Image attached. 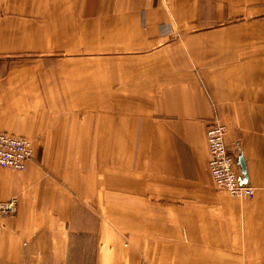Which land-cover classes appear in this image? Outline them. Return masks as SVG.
Returning a JSON list of instances; mask_svg holds the SVG:
<instances>
[{
	"label": "crops",
	"instance_id": "1",
	"mask_svg": "<svg viewBox=\"0 0 264 264\" xmlns=\"http://www.w3.org/2000/svg\"><path fill=\"white\" fill-rule=\"evenodd\" d=\"M92 45L98 68L77 71L82 88L51 59L0 79V132L37 142L27 172L0 168V205L19 199L17 215L0 216V260L69 264L75 237L93 236L95 264H141L160 230L188 238L186 253L261 263L264 0H0V59L64 51L60 66ZM87 107L99 112L68 128L59 109ZM215 122L250 199L213 184ZM96 151L100 165L84 159Z\"/></svg>",
	"mask_w": 264,
	"mask_h": 264
},
{
	"label": "rangeland",
	"instance_id": "2",
	"mask_svg": "<svg viewBox=\"0 0 264 264\" xmlns=\"http://www.w3.org/2000/svg\"><path fill=\"white\" fill-rule=\"evenodd\" d=\"M83 48V46H81V49ZM78 53V52H77ZM63 54V55H62ZM101 55V52L99 51V46L96 45H92L86 48V50H83L81 53L77 54L76 56L79 57H88V59H81L79 60L77 59H73V60H69L67 61V63L63 64L60 63V66H58V61L62 60V57H65V52L64 51H60V52H53V53H47V54H22V55H18V56H7L3 59H0V79H3L4 77H6L8 75V73L10 71H14V70H20V69H27V68H35V69H42L41 62H47L49 61L48 59H51L56 65L50 67V69H57L59 70L60 74V79L63 80L60 81L58 79V84H60V82H62L63 84H69L70 80L72 83H74L75 85L79 86V88H82L80 86V83L82 82L83 78L80 77L78 75L79 71H83V68L86 69L87 67L90 66H95L98 68V65H95L96 62L93 61V59H89V57H97ZM47 69V67H46ZM78 71V72H77ZM62 72H66L67 76H63ZM69 78L70 80H66V78ZM55 81L57 80V78L52 79ZM95 82V80L93 81V83ZM47 83L52 84L53 81L51 82V80L47 79ZM63 95H67L66 93H60L59 96L62 97ZM80 95L82 97V99L86 101V94H84L83 92H80ZM20 102L14 103V104H18ZM15 111V110H14ZM19 111V110H17ZM31 110H28V113H30ZM59 111L61 113H63L65 116L68 115L69 116V127L71 129V116L75 115V117H77V123L81 124L82 123V119L80 114H88V115H92V116H96V113L99 112V109L97 108H86V109H74V110H67V109H59ZM34 113H38V110L33 111ZM79 116V118H78ZM22 137V136H21ZM26 138V137H25ZM28 140H30L32 142L33 145V150H34V156L36 154L37 151V142L36 140H31L29 138H27ZM72 146V142H68L66 141L65 144V150H67L69 147ZM92 152L90 154H88V156L86 158H84L85 160H87L88 162H95L97 165H100L99 163V152L96 151L95 154H92ZM66 155H69L68 153H66ZM64 156L61 159L63 160V162H68L67 160L69 159V156ZM33 156V160L35 159ZM71 159H79L77 157H73ZM32 160V161H33ZM31 164V162L29 163V165ZM28 165V167H29ZM27 169L24 172H27ZM1 168V167H0ZM4 171H7L8 169L6 168H1ZM10 170V169H9ZM216 187V186H215ZM217 188V187H216ZM71 193L73 194L74 192L71 191ZM121 194L125 195V197H127L128 199H131V190L130 189H121ZM99 194L96 190V194L94 199H98ZM13 199H17V205L15 207V212L9 214V215H3L0 212V216L1 217H12L17 215V212L19 210V199L18 198H13ZM125 198V200H128ZM158 199V198H156ZM12 200V199H11ZM8 200V201H11ZM124 200V199H122ZM6 201V202H8ZM5 203V202H4ZM3 204V203H2ZM1 206V205H0ZM172 226H173V230L175 232H177L174 227L176 229L179 228V223L173 221L172 222ZM92 238H85V237H75L74 242H73V252L70 254V260H69V264H95L96 262V258H97V251H96V246H95V241L93 236H91ZM189 239L186 237H180V236H176L173 235L170 240L168 239V237L164 238V236L162 235V231L160 230H156V235L152 236L149 239L148 245L147 247L143 248L147 251L145 252H141L140 253V259H141V264H229V254L226 252H215V253H209V252H200V253H196V252H189L186 253L188 246H191L188 244ZM188 244V245H187ZM126 245L128 246L129 243L126 242ZM153 248L155 249V251L153 250ZM190 248H196L194 247H188V249ZM238 254V253H237ZM240 255V254H239ZM260 262L259 264H264V256H260ZM41 260V257L39 259L36 258H32L31 262L26 261L24 264H44L43 262H39ZM0 264H16L13 262H3L0 260Z\"/></svg>",
	"mask_w": 264,
	"mask_h": 264
},
{
	"label": "built area",
	"instance_id": "3",
	"mask_svg": "<svg viewBox=\"0 0 264 264\" xmlns=\"http://www.w3.org/2000/svg\"><path fill=\"white\" fill-rule=\"evenodd\" d=\"M226 127L212 123L206 132V142L209 154V171L213 184L226 191L231 197L250 199L255 195V189L242 183L236 166V158L226 146ZM34 156L33 145L25 137L0 132V167L17 172H24ZM17 199L5 202L0 206L3 215L15 212Z\"/></svg>",
	"mask_w": 264,
	"mask_h": 264
},
{
	"label": "water",
	"instance_id": "4",
	"mask_svg": "<svg viewBox=\"0 0 264 264\" xmlns=\"http://www.w3.org/2000/svg\"><path fill=\"white\" fill-rule=\"evenodd\" d=\"M240 164H241V166H242V171H243V174L246 176V173H245V167H244V164H243V160L242 159H240ZM241 181H242V183H248L247 182V180H243L242 178H241Z\"/></svg>",
	"mask_w": 264,
	"mask_h": 264
}]
</instances>
